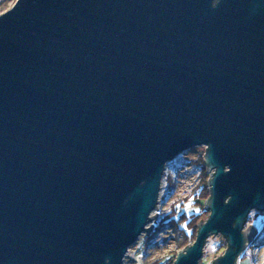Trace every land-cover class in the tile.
I'll return each instance as SVG.
<instances>
[{
	"label": "water",
	"instance_id": "water-1",
	"mask_svg": "<svg viewBox=\"0 0 264 264\" xmlns=\"http://www.w3.org/2000/svg\"><path fill=\"white\" fill-rule=\"evenodd\" d=\"M205 145L208 237L264 213V0H15L0 12V264H122L166 164ZM142 264H145L142 255Z\"/></svg>",
	"mask_w": 264,
	"mask_h": 264
},
{
	"label": "rangeland",
	"instance_id": "rangeland-1",
	"mask_svg": "<svg viewBox=\"0 0 264 264\" xmlns=\"http://www.w3.org/2000/svg\"><path fill=\"white\" fill-rule=\"evenodd\" d=\"M14 1L0 0V12L6 10L9 6L11 7ZM205 152V145L195 146L179 153L176 158L166 164L162 180L160 181L159 204L151 213H160L161 216L159 217L157 214V218L153 217V220L147 224L150 231L148 233L143 232L139 235L136 242L129 246L128 253L124 257L122 264H142V255H144L145 264H174L177 252L183 247L176 249L175 234H173L169 226L152 236L147 245H145L144 235L151 233L156 220L163 216L167 217L166 214L171 210L173 204L181 203L180 201L189 198L193 192L200 190L202 187L204 188L202 191L204 198L201 200L203 202V219L207 220L210 211L206 209L205 202L210 196L208 184L210 173L206 172L207 174L204 176L199 175L201 172L200 164ZM192 201V197L183 201L188 212L198 209V205L193 204ZM173 211L174 209L171 210V215H176V210L175 212ZM246 220L243 229H246L251 224L252 227H255L256 234L239 256L237 263L264 264V213L262 214L260 211L252 209ZM200 221L196 223V226L202 223ZM194 233L196 237L197 228ZM226 241L220 234L209 236L203 247L201 260L198 261V264L213 263L214 256L222 255V252L227 248Z\"/></svg>",
	"mask_w": 264,
	"mask_h": 264
},
{
	"label": "trees",
	"instance_id": "trees-1",
	"mask_svg": "<svg viewBox=\"0 0 264 264\" xmlns=\"http://www.w3.org/2000/svg\"><path fill=\"white\" fill-rule=\"evenodd\" d=\"M202 160L201 164H200V169L201 172L199 175H206L207 173V168L205 166V163ZM203 187L198 190L193 192V194L190 197L193 198V204H197L198 205V209L196 211H189L188 209L185 207V200L180 201L181 203H178L180 205L179 210H177V207L175 204L172 205V209H174L173 212H175L176 210V215H171V210L166 214L167 217L163 216L161 218H159L158 220H156L154 222L153 225V229L151 231L150 234H146L144 235V240H146V244L149 243V241L151 240L152 236L156 235L159 231H161L164 228H167L169 226V228L173 231V234H175V238L174 240H176V249H180L182 247H186L189 244L193 243L195 240V233L196 232V228L198 229V226H196V223L198 221H200L201 219H203V210H202V199L204 198L203 196ZM184 207H183V206ZM172 212V213H173ZM159 215V217L161 216L160 213H157Z\"/></svg>",
	"mask_w": 264,
	"mask_h": 264
},
{
	"label": "snow or ice",
	"instance_id": "snow-or-ice-1",
	"mask_svg": "<svg viewBox=\"0 0 264 264\" xmlns=\"http://www.w3.org/2000/svg\"><path fill=\"white\" fill-rule=\"evenodd\" d=\"M176 207H177V210H179V208H180V205H179V204H177V205H176Z\"/></svg>",
	"mask_w": 264,
	"mask_h": 264
}]
</instances>
